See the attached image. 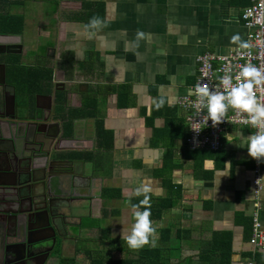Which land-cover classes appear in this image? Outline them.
Instances as JSON below:
<instances>
[{
  "label": "crops",
  "instance_id": "0c3cea01",
  "mask_svg": "<svg viewBox=\"0 0 264 264\" xmlns=\"http://www.w3.org/2000/svg\"><path fill=\"white\" fill-rule=\"evenodd\" d=\"M87 1L103 8L104 26L95 35L86 31L85 22L74 20L81 0H0V30L20 33L24 52L32 48L39 58L50 60L62 50V80L70 83L58 118L63 142L72 148L66 157L74 159L77 174L87 162L85 177L78 175L72 195L82 200V209L62 214L69 221L66 234L75 237L63 242L49 264H90L93 259L98 264H210L205 254L219 233L230 235V264H264V249L254 251L250 242L259 206L264 228V179L258 200L255 160L246 147L237 146V133L249 136L253 129L231 125L219 150H193L187 112L178 104L198 78L200 54L230 53L237 49L230 43L237 33L248 41L241 15L252 0ZM35 8L41 21L32 31L26 11ZM51 11L52 25L45 17ZM13 15L24 18L22 29L6 27L3 19ZM55 22L60 26L57 40L49 36ZM137 31L149 34L148 39L137 43ZM72 59L73 66L67 63ZM124 85L129 91L122 92L120 103ZM160 101L163 107L157 108ZM82 108L95 115L77 116L67 128L66 115ZM98 119L112 135L109 149L98 147ZM229 167L230 175L223 176ZM261 167L264 177V163ZM69 177L63 178V189L62 177L51 183V194L71 192ZM142 185L152 189L156 244L132 251L122 237L134 223L132 205L143 199L134 192ZM80 241L86 245L79 247ZM66 248L73 255L65 256Z\"/></svg>",
  "mask_w": 264,
  "mask_h": 264
},
{
  "label": "flooded vegetation",
  "instance_id": "af4514ba",
  "mask_svg": "<svg viewBox=\"0 0 264 264\" xmlns=\"http://www.w3.org/2000/svg\"><path fill=\"white\" fill-rule=\"evenodd\" d=\"M54 26L49 36L57 40L60 26ZM21 41L20 33L4 36L0 30V264H49L63 242L75 237L66 234L62 198H73L79 177L71 175L75 165L69 171L62 165L66 144L58 119L70 83L62 80V50L58 58L46 60L32 48L24 52ZM35 70L43 73L37 81ZM17 167L36 168L20 177ZM46 167L68 173L71 192L51 194Z\"/></svg>",
  "mask_w": 264,
  "mask_h": 264
},
{
  "label": "clouds",
  "instance_id": "9594fccd",
  "mask_svg": "<svg viewBox=\"0 0 264 264\" xmlns=\"http://www.w3.org/2000/svg\"><path fill=\"white\" fill-rule=\"evenodd\" d=\"M103 26L104 22L94 16L85 25V29L92 30L91 34L95 35ZM148 37L149 34L143 31L136 33L137 43ZM230 43L237 46L236 50L241 57L245 55L244 50L252 47L250 42L242 40L238 33L231 37ZM247 54L250 55V52ZM223 72L224 74L218 77L219 83L216 85L210 86L208 83L198 82L193 88L188 89V96L195 97L191 104V107L195 109L194 118L201 117V120L196 123L207 126L210 120L213 128L225 121H237L249 125L255 131L249 136H244L242 131L238 132L241 143L237 146L246 147L248 155L258 164L264 163V95L259 98L257 95L258 92L264 94V68L248 62L240 65L239 70L235 72L231 65H226ZM156 107H163V101L157 103ZM229 110L234 112V116L230 118ZM192 129L199 132L195 125ZM225 165L230 166L231 162ZM227 175H230V167L223 176ZM151 192L152 189L147 185L136 188L134 192L135 196H143V199L132 205L134 223L130 233L122 237L132 251L141 250L149 244L152 246L156 244L157 230L150 219Z\"/></svg>",
  "mask_w": 264,
  "mask_h": 264
},
{
  "label": "built area",
  "instance_id": "2783aa9c",
  "mask_svg": "<svg viewBox=\"0 0 264 264\" xmlns=\"http://www.w3.org/2000/svg\"><path fill=\"white\" fill-rule=\"evenodd\" d=\"M242 20L244 25L249 29L248 42L252 45L251 49L244 50L245 55L240 56L239 52L235 49L228 54L219 55L211 52H205L198 56L199 62V75L196 82L191 86L193 88L198 82L208 83L210 86L219 83L218 77L224 74L223 69L226 65H231L235 71L239 70L240 65L248 62L256 65L259 68H264V0H252L251 4L246 6L242 11ZM250 52V55L247 53ZM258 98L262 93H257ZM195 100L194 96L185 94L178 100L179 106L187 113V121L189 123L190 135L188 138V146L190 149H208L211 151L219 150L223 145V135L231 125L249 126L237 121H225L213 128L211 121H208L206 126L203 123L197 124L201 117L194 118L195 109L191 107L192 102ZM206 115V111L204 113ZM234 116V112L229 110L228 117ZM193 125L196 126L194 131ZM250 127V126H249ZM255 130L253 129V132ZM262 163L255 161L254 165V180L253 183L256 187V198L258 199V191L261 189V174ZM259 182L257 183V180ZM259 200V199H258ZM259 201L257 202V206ZM260 206L256 208L252 216V235L250 242L254 247V251H262L264 249V228L260 217Z\"/></svg>",
  "mask_w": 264,
  "mask_h": 264
},
{
  "label": "trees",
  "instance_id": "16d2710c",
  "mask_svg": "<svg viewBox=\"0 0 264 264\" xmlns=\"http://www.w3.org/2000/svg\"><path fill=\"white\" fill-rule=\"evenodd\" d=\"M82 1V10L79 11L77 13V16L74 18V20H80L85 22V24L87 25L89 20L92 17H99L100 19L103 17V8L100 7V4H94L92 2H89L87 0H81ZM7 22L6 27H15L14 25H18L19 28L18 29H22L23 23H24V18L22 16H9L8 18H4L3 20ZM5 26V25H4ZM67 62V61H66ZM68 64H70L71 66H73L74 61L69 60L67 62ZM35 75H34V80L37 81L39 79V77L43 74V73H39V71L35 70ZM41 74V75H40ZM50 79L52 78V71L50 70V73L48 74V76ZM123 91L124 94L128 93L129 91V87L128 86H122L120 88V103L122 100V96H123ZM65 99H67V97L64 96ZM67 101V100H66ZM65 101V102H66ZM83 108L85 109H89V104L88 103H84L83 104ZM82 109H77V110H73V111H77L76 113L73 111H70L67 115H66V122L65 125L67 128H71L72 126V120L73 118L77 117V116H83V117H87V116H91V115H95V113H90L86 110ZM97 140H98V147L100 148H105V149H109L112 147V135L109 131H107L104 128L103 122L101 119L97 120ZM156 212L154 213V215H157ZM206 258H208V262H210V264H230L231 263V256H232V246H231V241H230V235L228 233H219L216 234L215 236L212 237L211 239V245L208 248V252L205 254ZM70 260V259H69ZM68 261V260H66ZM90 264H98V259H93ZM101 264H104L103 262H101ZM115 264H124V261H118ZM127 264V263H125Z\"/></svg>",
  "mask_w": 264,
  "mask_h": 264
},
{
  "label": "water",
  "instance_id": "95a60500",
  "mask_svg": "<svg viewBox=\"0 0 264 264\" xmlns=\"http://www.w3.org/2000/svg\"><path fill=\"white\" fill-rule=\"evenodd\" d=\"M4 36H10L11 34H3ZM64 133V128H62V134ZM72 150V148H62V151L65 152V153H68V151ZM75 161L74 159H70V158H64L62 159V165H65L66 167H73L75 164ZM87 163V162H86ZM82 164V170L80 171V174H77L75 172V170H72L71 172V175H81L83 178L85 177L84 176V167H85V164ZM36 167H17V170L15 169L16 171V174L20 177L24 176V175H28L30 172L31 174L34 173L33 169H35ZM68 168V171L71 170ZM45 172H46V178H47V184L49 185V187H51V183H55L57 181V179L59 177H62V189H63V182H65L63 180L64 177H67L68 176V173H56V167H46L45 168ZM72 186V185H71ZM77 200V201H76ZM62 212L65 214V213H68V214H75L78 210L82 209V200L81 199H75L74 197L72 199H66L65 197L62 198ZM62 213V214H63Z\"/></svg>",
  "mask_w": 264,
  "mask_h": 264
},
{
  "label": "rangeland",
  "instance_id": "374dc122",
  "mask_svg": "<svg viewBox=\"0 0 264 264\" xmlns=\"http://www.w3.org/2000/svg\"><path fill=\"white\" fill-rule=\"evenodd\" d=\"M47 6H48V8H50V5H47ZM37 8L39 9L40 7H37ZM37 8H35L34 11H26V14H27L28 19H29L28 27L31 28L32 31H36L35 27H36V25H38V24L40 23V21H41V20H39L41 17H40L39 15H37V13H38V9H37ZM53 16H54V15H53V11H51L50 14L45 15L47 22L51 23V25L54 24V21H53V20H55ZM35 38H36V36H34V39H35ZM27 57H31V56L28 55ZM24 58H26V57H24ZM69 244H70V242L68 243V245H69ZM70 245H71V244H70ZM70 245H69V246H70ZM85 245H86V244H85L83 241H80L78 246H79V247H84ZM66 249H67V248H66ZM55 255H56V254H55ZM64 255H65V256H71V255H73V251H71L70 248H68V249L64 252ZM83 264H86V263H83Z\"/></svg>",
  "mask_w": 264,
  "mask_h": 264
}]
</instances>
